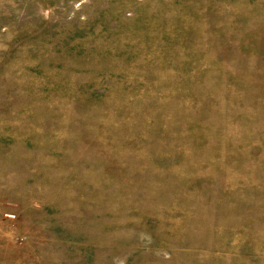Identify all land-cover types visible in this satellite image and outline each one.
<instances>
[{
	"label": "rangeland",
	"instance_id": "1",
	"mask_svg": "<svg viewBox=\"0 0 264 264\" xmlns=\"http://www.w3.org/2000/svg\"><path fill=\"white\" fill-rule=\"evenodd\" d=\"M0 264H264V0H0Z\"/></svg>",
	"mask_w": 264,
	"mask_h": 264
}]
</instances>
